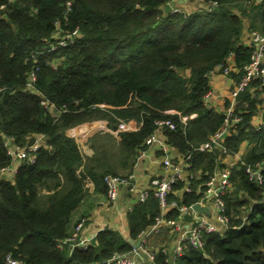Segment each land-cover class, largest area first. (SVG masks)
I'll return each instance as SVG.
<instances>
[{
  "label": "trees",
  "instance_id": "obj_1",
  "mask_svg": "<svg viewBox=\"0 0 264 264\" xmlns=\"http://www.w3.org/2000/svg\"><path fill=\"white\" fill-rule=\"evenodd\" d=\"M169 1L0 0V168L14 161L7 141L45 139L34 162H21L14 176L0 174V264H11L8 254L19 264H105L115 253L132 252L129 238L137 240L161 214L154 196L127 213L128 238L106 226L86 249L58 246L72 234L87 180L106 192L103 177L118 174L105 153L114 136L94 137L101 149L84 157L74 132L106 121L127 159L147 148L157 121L166 118L175 123L163 127L167 143L182 157L191 155L192 165L191 191L183 181L173 186L183 193L169 194L165 220L189 218L180 206L203 197L214 171L227 166L223 157L246 140L251 147L231 167L232 186L224 195L230 227L205 233L202 248L186 245L175 261L160 236H152L146 246L155 257L145 264H264V180L251 181L244 166L264 159V130L253 123L264 105L260 77L237 96L234 112L242 120L225 137L226 152L199 148L224 121V112L205 101L209 73L233 52V75L241 78L255 48L245 43V30L264 34V0H243V6L204 0L206 7L190 12L166 11ZM70 34L72 41L60 45ZM43 99L66 110L57 116Z\"/></svg>",
  "mask_w": 264,
  "mask_h": 264
},
{
  "label": "built area",
  "instance_id": "obj_2",
  "mask_svg": "<svg viewBox=\"0 0 264 264\" xmlns=\"http://www.w3.org/2000/svg\"><path fill=\"white\" fill-rule=\"evenodd\" d=\"M179 0H170L168 4L174 3L172 6L173 11H180V7L177 6ZM74 31L72 34H75ZM67 41H72V35H67L65 39L59 40L60 45L67 44ZM251 43L255 45V48L251 54V60L244 67V72L241 78L237 81L233 89L230 91V96L232 98V105L236 102L238 94L248 85L253 77H260L261 84L264 85V34L259 31L251 32ZM54 47L51 48V50ZM234 53H230L225 59V65L218 69L212 70L210 74L216 71L223 72L224 74H229L234 69ZM31 81L29 86H32V82L36 78L34 72L30 74ZM211 91H208L205 95V101L208 103ZM262 97H264V91L262 92ZM42 104L49 108L53 113H59V115L66 110V106L63 105L58 107L48 100L43 99ZM57 115V116H59ZM186 117H184V120ZM242 120V116L239 113L234 112V107H228L224 112V121L221 127L210 135L209 139L202 143L199 148L201 150H214L215 148H222L226 152V147L223 146V141L225 137L236 127L237 124ZM158 129L147 137L145 144L147 148L141 149L138 159L142 158L146 152L150 149H156L163 151V173L153 177L150 180V185L148 187H142L135 181V174L130 173L128 175L121 174H106L103 177L104 183L106 185V195L109 201H115L119 195L122 187H126L129 192L137 196L138 202H145L150 196L157 198L161 214L156 218L155 222L151 225L147 232L142 233L139 238L142 239V244L140 246L141 251L145 254L144 259H140V253L136 248L130 253H115L110 258L105 261V264H145L146 261L152 262L155 257V253L149 250L146 246L147 235L151 232H156L161 229L163 224H167L172 227L176 232L180 233V238L174 248L168 250L163 249L171 255V259L175 261L177 257L182 255L185 251V246L189 245L195 248H202L205 244V233L223 231L230 227V216L227 213V205L224 199V195L227 194L232 186L231 174L232 169L230 166L223 168H218L211 175L209 181L207 182V189L203 197L194 202L200 203L201 205H206L210 203L214 209L215 221L209 220L204 216H196L195 221L188 226L183 225L178 219H168L165 220L164 215L169 209L168 197L169 194L175 192L173 186L179 182H185V191H191L189 186V168L192 165L191 155L174 157L169 153V144L167 143L164 134L163 127L168 126L170 128L175 127V123L169 119H162L157 121ZM258 129L264 130V118L257 124H255ZM130 129L134 128V125L127 124ZM45 141L43 136H35L34 140L30 139L25 145L18 143H12L11 140L6 142L8 152L12 155L14 161V166L12 167H2L0 168V174L6 175L7 173L15 174L17 172V166L23 162H34L35 152L43 145ZM245 170L251 181L262 183L264 180L263 169H264V159L256 161L255 163H244ZM193 203V204H194ZM176 205L175 202L172 203ZM193 204L189 206H183L180 209H190L195 213H198L192 208ZM132 208H130L131 210ZM86 218H81L75 225L73 233L62 240L58 241V246L62 249L66 246L69 247L70 252L75 248L86 249L90 242L86 238L82 237V231L85 226ZM7 261L11 264H19L20 261L12 259L11 255H7Z\"/></svg>",
  "mask_w": 264,
  "mask_h": 264
},
{
  "label": "crops",
  "instance_id": "obj_3",
  "mask_svg": "<svg viewBox=\"0 0 264 264\" xmlns=\"http://www.w3.org/2000/svg\"><path fill=\"white\" fill-rule=\"evenodd\" d=\"M180 4L181 10L186 12L206 7L204 0H185ZM249 22L250 20L248 19L247 23L249 24ZM244 41L245 43H251V32L248 29L245 30ZM235 70L236 67L234 66V69L227 75L220 71H216L215 73L209 75L211 95L209 97L208 104L216 110L225 112L228 107L235 106V103L232 105L233 102L230 96V91L239 80L233 75ZM228 101H230L229 105H227ZM263 118L264 105L258 114L254 116L253 123L257 124ZM74 135L80 143L84 157H92L97 149H101L100 146L98 148L94 145V137L98 135V140L104 137L108 139L109 135L114 136L111 138V142L107 144L108 147H106L105 152L108 155L107 161L109 165L121 175L134 173L136 183L142 187H148L150 185V180L153 177L162 174L164 171L161 163L164 153L161 150L150 149L142 158L138 159L140 153L139 150L135 153V155H131L129 158H123L124 155L121 153L120 144L116 139L117 133L114 129L109 127L104 120L93 121L84 126H80L78 131L74 132ZM32 140H34V137ZM43 140L45 141L44 137ZM250 147L251 143L247 140L242 142L238 151L233 154H227L222 158V162L227 166L232 167L242 160L243 156L248 152ZM169 153L176 158L181 156L178 149L171 145L169 146ZM14 164H12V167ZM6 175L9 177L14 176L12 173H8ZM173 193L182 196L183 192H181V190H176ZM136 198L137 196L135 194L129 192L126 187H122L119 197L115 201H109L106 192L99 189L93 180L88 179L86 182V195L82 200L80 207L74 214L73 223L70 229L71 232L73 233L76 223L81 218L85 217L86 222L82 231V237L89 240L90 243L97 233L106 226L113 227L128 238L129 225L127 213L130 208L137 203ZM205 206H208L210 211L209 214L198 211V213H195L190 209H183L182 211L184 213L191 212V216L189 218H180L178 221L183 223V225L188 226L196 220L194 218L195 215L204 216L209 220L215 221L214 209L211 204L207 203ZM181 207L183 206H180V208ZM156 235L160 236V242L164 246H168V250H172L180 238V233L176 232L173 228L169 231H167V228H162L159 231L149 233L146 239L150 240V237ZM148 249L150 250V248Z\"/></svg>",
  "mask_w": 264,
  "mask_h": 264
},
{
  "label": "water",
  "instance_id": "obj_4",
  "mask_svg": "<svg viewBox=\"0 0 264 264\" xmlns=\"http://www.w3.org/2000/svg\"><path fill=\"white\" fill-rule=\"evenodd\" d=\"M185 0H179L178 3H182L184 2ZM174 3H171V4H166L165 6V10L166 11H170L172 10V6H173ZM192 208L198 212H204V213H207L209 214L210 211H209V208L208 206H205V205H201L200 203H194ZM130 241H132L133 245H134V248H136L138 250V252L140 253V259H144L145 258V254L141 251L140 249V246L142 244V239L141 238H138L137 240H132L131 238H129ZM79 264H84V263H79ZM94 264V263H92ZM152 264V263H151Z\"/></svg>",
  "mask_w": 264,
  "mask_h": 264
},
{
  "label": "rangeland",
  "instance_id": "obj_5",
  "mask_svg": "<svg viewBox=\"0 0 264 264\" xmlns=\"http://www.w3.org/2000/svg\"><path fill=\"white\" fill-rule=\"evenodd\" d=\"M180 4V3H179ZM233 5H242L243 6V4H247L245 1H243V0H239V1H236V2H234V3H232ZM232 4H230V7L231 6H233ZM233 8V7H232ZM234 8H237V7H234ZM56 115H59V113H56ZM133 125V124H132ZM8 174V173H7Z\"/></svg>",
  "mask_w": 264,
  "mask_h": 264
}]
</instances>
